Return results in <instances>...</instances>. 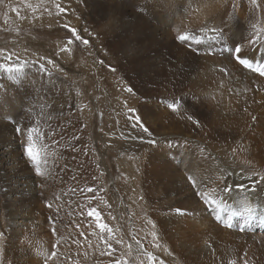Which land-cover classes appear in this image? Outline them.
Masks as SVG:
<instances>
[{
	"label": "rangeland",
	"instance_id": "374dc122",
	"mask_svg": "<svg viewBox=\"0 0 264 264\" xmlns=\"http://www.w3.org/2000/svg\"><path fill=\"white\" fill-rule=\"evenodd\" d=\"M94 1L100 4L102 3L104 7L109 8L111 5L115 4L114 2L117 3L118 0ZM142 1L138 0V2ZM80 2L81 0H0V69L6 75L5 80L12 84V87L2 86L4 93H0V114L1 117L3 116L5 122L10 123L14 127L13 132L16 136L11 147L9 145L8 150L6 149L8 145L3 148V151L7 152L3 153V156L4 159L7 158L6 161L12 162L14 171L17 170L23 174L24 177L22 176V179L30 182L27 183V185L30 187L32 186L31 188L33 191L37 190L36 193H38L39 196H41V192V194H45L43 193L44 190L47 192L44 195V201H42L41 204L39 203V206H42L44 210L49 209L54 213V216L47 217L48 226L42 223L43 229L38 230L35 235L32 233L26 244L30 245L27 247L28 250L30 249L29 252L33 253V255L30 253V257L31 259L34 258V261L32 260L31 263L27 262L31 261V259L27 260L23 257H17L18 260L24 262L21 264H38L35 261L38 257V260H40L39 263L48 264L53 258V251L49 253L51 248L55 249L57 245H59V247H66L68 244L70 248H76L75 250L78 254L74 256H77L79 261H83V259L85 261L87 257H90L94 264H96L95 258L98 255L99 262L106 261L105 264H117V261L126 262V264H134L130 254L133 255L137 251L138 253L145 252L140 244H138V246L135 244L139 240L136 238V232L134 233V231L140 230L143 227L142 225H146L147 223L152 224V217L146 218L142 210H139L141 215L137 217L132 209L129 208L130 206L126 200L125 192L123 191L125 188V179H130L127 178L129 171L135 175L139 174L141 176V170L145 172L147 167L150 169L152 168L150 176L147 179H165L162 176V169L163 165L168 164H166L165 157L160 154L157 156L155 155L157 150H152L149 155L147 154L143 158L141 157L143 149L139 152L133 149H126L125 152L121 151L118 156L112 153L111 149L124 145V138L122 137L125 135V125L130 117L129 109H134L135 111H133V113L138 112V103L129 102L128 97L124 94V90L128 91V89H131V92L128 91L130 95L138 96L137 99H140L141 102L144 101L143 103H147L148 101L151 104H156L159 106V110L164 106V109L167 108V110L171 111L167 105L170 103L176 104L178 110L177 112H173L175 116L182 110L181 107L184 98L187 99V102L198 101V95L195 94V89L191 91L192 93H185L183 91L185 89L182 87L184 81L182 75L170 73V70L167 68L147 75L142 65L145 64L143 57L139 58L137 61L140 67L137 66L138 68L135 67L136 69L128 70V73L127 69L129 68L126 64V58L128 52L131 50V43L129 42L130 39L127 38H131V36H134L138 32L131 35L128 33V36L130 35L129 37L122 36L121 38H117V36L113 38V41L105 37V42L102 40L101 44L97 40L98 36L94 33V18L87 17L86 19L84 11H82L83 18L79 15L81 9ZM128 2L129 0H121L122 4L127 5L129 13L139 11V5H128ZM132 9L134 10L132 11ZM186 11L189 10L185 9L182 13L183 21L185 22H182L181 31L179 32L178 28H176L175 31L177 30V37L180 35L188 36V42L182 43L177 38L176 39L180 44H186L188 50L192 51L194 54H198L205 49L207 50L204 53L209 55L213 54L209 46L205 45L204 40L206 39L203 37L209 31L206 32L205 25L194 28L189 24L193 16L190 18V16L184 15ZM240 21L241 25L238 31H236V36L241 39V42L247 45V40L254 37V41L245 51L252 54L253 48L255 47H258L259 50H264V44L261 41L257 42V30L255 29V31H253L244 20H241V18ZM145 24L143 25L148 28L146 30L147 32L150 27L147 25L148 22H145ZM73 29L75 30V34L72 31ZM77 36H79L80 39H76ZM84 40H87L88 43H83ZM218 40L221 47L230 46L225 35L219 37ZM142 41L145 42V44L147 43L145 39ZM197 41L200 42L197 43ZM153 44L156 45L153 46ZM221 47L218 48L220 52V55L217 56L218 58L222 57L221 53L229 54L232 51L228 53L223 49L220 51ZM168 51H170V48L168 46L164 47V44H160L159 42L149 45L147 43L146 45V52L149 55L164 53L163 58L166 56L168 59V55H165L168 54ZM233 55H235L234 52ZM236 55L241 57L240 59H244L242 54ZM231 58L238 65H241L239 60H237V56L233 57L231 55ZM245 59L252 61L253 68L256 67V65L254 66L255 61L259 60L261 62L260 59L255 58L246 57ZM49 61H51V63H49ZM241 67L245 68L243 65H241ZM8 68H12L13 71L9 72L7 70ZM256 75L264 78V76H260L258 73ZM132 78L136 80L132 83L133 85H131L130 81ZM25 87L34 90L35 93L32 94L34 96L31 97L28 92L27 97H19L18 92L14 91L15 89L20 91ZM144 92H146L145 94L147 97H144ZM141 94L142 97H140ZM61 95L63 99L65 98L71 101L69 107L65 109L59 106L63 100L60 98ZM204 96L205 93L203 94V97ZM209 100L212 101L208 96H205L204 99L202 98V110L208 109L206 102ZM20 101V112L18 114V119L15 120L16 117L13 116L15 112L12 110L11 106L9 107L8 105H15ZM196 104L198 105L199 102ZM244 108H241L242 112H244ZM211 112L214 111L211 109ZM183 113L185 117L192 116L193 119L188 121L195 129L203 122L197 112L188 110L183 111ZM251 124L254 125V122L252 121ZM33 127L39 128L40 132L43 134L42 143L44 145V150L42 152V157L45 163L41 164L42 172L49 174L48 177L54 180L53 184L55 183V186L56 182H60L61 179H71V184L75 185V190L83 192L80 196L82 201L75 196V193L63 195L61 199L59 198V202L61 200H63V202L59 204H57L56 201L47 199L48 193L50 195L57 194L58 190L56 191V189H58V187H54L55 189L52 191L48 189V185L45 187L43 179L45 180L47 176L42 178L43 175H37L34 166H32L31 162L27 160L24 154V147L28 143L27 131L29 128ZM18 128L22 131H17ZM241 129L236 130L238 134ZM242 133H245V131H242ZM248 143L247 140L243 143L247 151H249L248 148L250 145V143ZM243 144L240 146L244 147ZM20 156L22 160H20ZM139 160H141L140 163ZM51 163L61 164L62 172H56L51 169ZM144 163L147 164L145 165ZM168 168H170V166H168ZM169 172L174 171L171 169L168 173ZM25 174H29L30 177H25ZM182 174L185 179L189 176L200 179L194 174L192 169L189 170L186 175L183 170ZM75 179H77L76 182ZM187 181L195 192V195L197 192H200V190L198 191V182L197 186L193 188L191 182L188 179ZM217 184L206 191L211 192L215 189V193L213 194L219 198L220 188L223 187H219V183ZM87 188H93L95 191L88 193L85 191ZM26 192H28L26 196L24 193L22 194V199L27 201V199L30 200L31 193L29 191ZM4 194H6L5 184L0 180V198ZM85 194L87 195L85 196ZM157 194L154 190L149 192L151 197L148 196V198L143 200V202H146L145 208L146 206H151L152 208L155 206L154 203L159 200L160 195L159 193ZM155 196L158 198L155 200L156 202L154 201ZM225 196L227 197L225 198ZM225 196L224 200L226 199L233 204L244 203L246 209H251V211L256 213L255 210L258 208L259 204L246 203L248 200H246L245 194L239 195L233 192L231 195ZM196 197L201 203V207L205 208V212L207 211V213L210 214L209 216L212 217L211 222L213 219L219 227V231L213 233L211 238L206 237V239L202 240L203 242L201 241L202 243L205 242L208 252L210 253L207 255L210 259L216 260L214 261L216 264H264V237L251 238L244 236V234L252 232H245L244 234H242L243 232H239L243 237H227L226 235H230L231 232L237 231H232L231 228L234 227H225L221 221H217L213 218L211 207L206 206L198 195H196ZM70 198L77 199V205H73ZM18 202L19 201L16 200V210L17 208L20 209L21 206ZM78 203L84 205L82 212H80ZM23 207H25L24 204H22L21 208ZM92 208L100 213V222L107 224L111 229H113V227L120 230L122 229L121 232L123 237L127 238L125 240L126 246L120 249L121 253L118 251L119 247L117 249H104V246H109V241H116L112 234L111 237L93 235L95 233L94 228L98 226L94 217H89L87 215V212ZM179 209L182 210V208ZM27 210L31 212L30 206L29 209L28 207L26 208V212H28ZM36 211L34 212H39ZM182 211L189 217L185 209ZM44 213L45 212L41 211L38 214L45 217L46 214L44 215ZM185 214L183 216H186ZM193 214L194 213L190 214V216ZM192 218H194V221L196 220L195 222L199 221V219L203 221V218L199 217L197 213L194 214ZM28 220H26L27 223H29ZM239 221L240 220H238L237 223ZM16 225L17 223H9L7 227L9 230H16ZM124 227L126 231H124ZM73 229L78 231L77 236L73 234ZM85 229H88L89 232ZM129 230H131L132 233H129ZM8 231H6L5 236L1 237L3 241H5L6 238L12 240L13 235ZM103 232L106 231L103 230ZM44 233L49 234L50 240H52L51 244L48 242L49 239L47 241L44 237ZM81 233H83V235H81ZM18 234H20V231ZM71 235L75 238L77 237V239H83L82 241L84 244L90 247H88L89 250L86 245L81 246L79 242L73 244L70 240ZM240 239L241 241H239ZM34 240L38 246L33 244ZM105 241L108 242L105 243ZM42 243H46V248L43 247ZM89 243L92 245L95 243L97 245L92 246L91 244L89 245ZM24 244L25 242L23 241L22 246H24ZM15 245L16 244H13V246ZM81 247L82 249H80ZM137 247H139V250H137ZM96 248L99 250L94 251ZM79 251L82 253L80 254ZM61 252L62 254L64 253L63 250ZM93 255H95L94 259H92ZM58 256L61 258L60 254ZM83 256L87 257L84 258ZM56 261L57 264H59L60 261ZM68 264L71 263L68 262Z\"/></svg>",
	"mask_w": 264,
	"mask_h": 264
},
{
	"label": "bare ground",
	"instance_id": "6f19581e",
	"mask_svg": "<svg viewBox=\"0 0 264 264\" xmlns=\"http://www.w3.org/2000/svg\"><path fill=\"white\" fill-rule=\"evenodd\" d=\"M114 3L115 4L112 3L113 5L109 8H106L102 3L101 5L94 0H81L80 2L81 9L79 15L83 18L82 11H84L86 19L87 17H93L95 20L94 33L98 36L97 40L102 44V40L105 42V37L113 41V38L117 36V38H121L122 36L127 37L128 33L131 35L138 32L134 36H131V38H127L130 39L129 42L131 43V50L128 52L126 58V64L129 68L127 72L129 73L128 70L136 69L135 67L139 66L137 62L138 59L143 57L145 64L142 65L147 75L160 70L162 71L164 68L170 70V73L182 75L184 77L182 87L185 89L183 91L185 93H192L191 91L195 89V94L198 95L197 102H199L197 105V102L190 101V103L184 98L181 107L182 110L175 116L172 110H167V108L164 109V106L159 110V106L156 104H151L146 99L144 100H146L147 103H143L144 101L141 102L140 99H137L138 96L130 95L127 90H124V94L128 97L129 102L138 103V112L129 113V121L126 119L125 135L122 137L124 138V145L111 149L112 153L118 156L121 151L125 152L126 149H133L136 152L143 149L141 154L143 158L145 155H149L152 150H157L155 155L157 156L160 154L165 157L166 164H168L163 165L162 169V176L165 179H147L152 169L149 167L146 168L145 172L141 170V176L139 174L135 175L129 171L127 178L130 179H125L126 182L123 191L125 192L126 200L130 206L129 208L132 209L137 217L141 215L139 210L144 212L146 218L152 217V224L147 223L146 225H142L143 227L140 230L134 231V233L136 232L135 235L140 242L141 248L144 249L145 252L138 253L137 251L133 255L130 254V256H132L131 259L134 264H159L160 261H162L163 264H216L214 262L216 260L208 257L207 254L210 253L208 252L205 242L202 243V240L206 239V237L211 238L213 233L219 231V227L213 219L211 222L212 217L209 216L210 214H208L207 211L205 212V208L201 207V203L196 197L197 194L195 195V192L189 186L182 172L184 170V174L186 175L189 170L192 169L194 171V174L200 178L195 179L199 183L198 191L200 190V192L206 191L217 183H219V187H224L225 184L235 187L236 183H245L248 185L249 191L234 193L239 195L245 194L246 200H248L246 203H258L259 207L256 209V213H264V181L260 180V177H264V78L257 76V73H254V71L252 72L247 68L241 67V65H238L231 58V55L233 57L237 56L235 48L240 46L241 52L239 55L242 54L244 59L246 57L260 59L261 62L259 60L255 61L254 66L264 63V50H259L258 47H255L253 48L252 54L245 51L254 41V37L248 39L247 45H244L241 39L236 36V31H238L241 25V18V20H244L253 31H255V29L257 30V42L261 41L264 44V0H143L142 2H138V0H129V4L127 3L128 5L134 4L135 6H140L139 11H135V13H129L127 5L122 4L121 0ZM185 9L189 10L191 13L186 11L184 15L190 16V18L193 16L189 24L194 28L205 25L206 32L209 31L203 37L206 39L204 40L205 45L209 46L213 54L209 55L204 53L207 49L203 50V53L194 54L192 51L188 50L186 44L182 45L176 39L178 33L175 29L178 28V31H181L182 22H185L182 17V13ZM133 10L134 9H132V11ZM145 22H148L147 25L150 27L147 32L146 30L148 28L143 25ZM223 35L227 37V41L231 47L220 46L218 38ZM143 39H145V41L147 40L148 45L159 42L160 44H164V47L168 46L170 51L167 52L168 54H165L168 55V59L166 56L163 58L164 53L149 55L146 52L147 43L145 44V42L142 41ZM155 45L153 44V46ZM220 47V51L222 49L227 53L232 51L229 54L221 53L222 57L218 58L217 56L220 55L218 48ZM233 52L235 55H233ZM151 53L153 54L152 51ZM5 76L6 75L0 69V93H4L2 86L12 87V84L5 80ZM130 81L131 85H133L132 83L136 80L132 78ZM14 91L18 92L19 97H27L28 92L32 97L34 96L32 94L35 93L34 90L27 87L20 91L16 89ZM145 93L146 92H144V97H147ZM204 93L205 96L212 99V101L209 100L206 102V106L208 107V109L205 108L206 110H202V98L204 99L205 97H203ZM140 97H142V94ZM60 98L63 99V96L61 95ZM20 104L21 101L15 105H8L9 107L11 106L12 110L15 112V115H13L16 117L15 120L18 119ZM70 104L71 101L64 98L59 106L65 109L69 107ZM241 108H244V112H242ZM211 109L214 112H211ZM188 110L197 112L203 120L201 125L196 129L189 124L187 117L183 115V111ZM137 116L140 117V121L152 132L151 137L132 127V123ZM252 121L254 125L251 124ZM237 129H241L239 130V134L236 131ZM13 130L14 127L10 123L5 122L3 116L1 117L0 114V180L5 184L6 190V194L0 198V264H21L23 261L18 260L17 257H23L27 260L31 259L30 256L31 254L33 255V253L29 252L30 249L28 250L27 246L29 244L26 245L31 234L33 233L35 235L38 230L43 229L42 223L43 225L48 224V216H54L51 210H44L42 206H39V203L41 204L42 201H44V195L47 192L44 190L43 193L45 194H41V192V196H39V194L36 193L37 190L33 191L31 188L32 186L30 187L27 185V183L30 182L22 179L23 174L20 173V171L16 170V172L13 170L14 165H12V162L6 161L7 158L4 159L3 153L7 152L3 151V148L8 145L6 146L8 150L9 145L11 147L12 142L16 138ZM242 131H245V133H242ZM148 139H155L157 144L150 145L146 143L145 141ZM246 140L250 143L248 148L249 151H247V148L243 144ZM169 144L178 145V147L169 148ZM241 144H243L244 147H241ZM19 158L22 160L21 156ZM20 160L18 161L21 162ZM140 161L141 160H139V163ZM168 166H170V168H168ZM51 169L56 172H62V167L59 163H51ZM171 169L176 172L168 173ZM179 171L182 172L180 173ZM28 176L29 174H25V177ZM46 176L48 179H43L45 187L48 185V189L51 191L55 189L54 187H58V189H56V191L58 190L57 194L50 195L48 193L47 199L56 201V203L59 204L63 202V200L59 202V198L61 199L63 195L75 193V196L82 201L80 196L83 192L75 190V185L71 184V179H61L60 182H56L55 186V183L53 184L54 180L48 177L49 174L43 172L42 178ZM217 177H221V179L217 180ZM248 177H253V179H248ZM76 180L77 179H75V182ZM254 182L255 191H251ZM221 189L222 188H220V190ZM151 190H154L156 194H160L159 200L156 202L155 200L158 198L155 196V206L153 208L151 206H146L145 208L146 202H143V200L150 196L149 192ZM26 191L31 193L30 200L27 199V201L22 199V194L24 193L26 196V193H28ZM86 195L87 194H85V196ZM226 197L227 196H225V198ZM16 200H18V204L21 205L20 209L17 208V210L15 208ZM71 201L73 205H77V199L73 198ZM22 204H24L25 207L21 208ZM239 204L242 205L244 203ZM29 206L31 212L29 210L26 212V208L28 207L29 209ZM244 206L245 205L239 206L232 204L225 199L223 201L225 210L220 213L222 217L220 221L225 225L224 222L227 221V217L231 212H249ZM78 207L80 208V212H82L84 205L78 203ZM177 208H182V210L185 209L189 217L186 214V216L177 215L175 212ZM36 210L45 212L44 215L46 214V216H40L38 214L39 212H34ZM192 213H197L199 217L203 218V221L199 219V221L195 222L196 220L194 221V218H192L194 214L190 216ZM251 213H253V211H251ZM216 215V212H212L213 218H215ZM243 219L244 218L238 223L237 221L232 223V227L236 228H231L232 231L234 230L237 232H231L230 235H226L227 237L237 238L241 236L239 232H243L242 234L245 232H252L244 234V236L251 238L264 237V231H258L254 224L251 227L245 226V224H243ZM26 220H28L29 223H27ZM9 223H17V229L9 230L7 227ZM242 226L244 228L240 231V227ZM88 229L85 230L89 232ZM121 230L113 227L112 235L113 238L116 239V243L107 241L110 247L104 246V249H117L119 247L118 251H120L123 246H126L125 240L127 237H123ZM6 231L13 235L12 240L6 238L5 241H3L1 239V237L5 236ZM19 231L20 234H18ZM124 231H126L125 227ZM129 231V233H132L131 230ZM94 232L93 235L95 236H109L107 231L103 232L99 227L94 228ZM153 233L155 234V239L153 238ZM73 234L77 236L78 231L74 230ZM44 237L47 241L49 239L48 242L50 244L52 243L49 234L44 233ZM70 240L73 244L79 242L81 246L86 245L87 249L89 247L87 244H84L82 241L83 239H77V237L75 238L71 235ZM118 240L121 241V243H117ZM23 241L25 242L24 246H22ZM239 241H241V239ZM13 244L16 245L13 246ZM33 244L38 246L35 240ZM42 244L43 247L46 248V243ZM90 244L91 243H89V245ZM135 244L138 246L137 243ZM95 245L97 244L94 243L92 246ZM155 245H159V247ZM138 248L139 247H137V250H139ZM75 249L70 248L69 244L66 247H59V245H57V248H51L49 253L53 251L55 258H52L48 264H57L56 260L60 261L59 264H68V262L71 264H94L93 260L87 256H85L87 257L85 261L84 259L83 261H79L78 257L74 256L78 254ZM80 249H82V247ZM62 250L64 251L63 254L61 252ZM98 250L97 248L94 249V251ZM79 252L80 254L82 253L81 251ZM148 252H151L152 255L156 257V261H148L146 255ZM58 253L61 258H59ZM94 256L95 255L92 256V259H94ZM38 258L35 261L41 264ZM32 260L34 261V258L27 262L32 263ZM95 262L96 264H105L106 261L99 262L97 255Z\"/></svg>",
	"mask_w": 264,
	"mask_h": 264
},
{
	"label": "snow or ice",
	"instance_id": "6c2138e0",
	"mask_svg": "<svg viewBox=\"0 0 264 264\" xmlns=\"http://www.w3.org/2000/svg\"><path fill=\"white\" fill-rule=\"evenodd\" d=\"M73 33L75 34V30H72ZM76 39H80L79 36L76 37ZM177 39L180 42H186L189 37L186 35H180L177 37ZM200 41H197V43H199ZM83 43L87 44L88 41L84 40ZM241 52V48L240 47H236L235 48V53L239 54ZM237 59L239 60V63L241 65H243L245 68L254 71L256 73H258L260 76H264V63H260L258 64L255 68H253V64L252 61L249 59H240L239 56L237 55ZM49 63H51V61H49ZM9 72L13 71L12 68H8L7 69ZM129 92H131V89H128ZM168 108H170L172 110V112H177L178 110V106L174 103H170L167 105ZM130 112L135 111L134 109H129ZM188 120H192V116H188L187 117ZM198 123V122H197ZM132 127L134 129H137L139 132L141 133H146L149 137L152 136V132L149 131L148 127H146L144 125V123H142L140 121V117L137 116L135 117V120L132 123ZM17 131H22L21 129H17ZM43 140V134L40 132L39 128L37 127H33V128H29L27 131V145L24 147V154L27 157V160L31 162L32 166H34L35 168V173L37 175H43V172L41 170V164L45 163L43 157H42V152L44 150V145L42 143ZM146 143L150 144V145H155L157 144V141L155 139H148L147 141H145ZM169 148L172 147H178V145H172L169 144L168 145ZM187 179L191 182L192 187L195 188L197 186V181L195 180V178L193 176H189L187 177ZM217 180H220L221 177H217ZM248 179H253V177H248ZM261 181H264V177H260ZM88 193H92L95 190L93 188H87L85 190ZM249 191V187L248 185H246L245 183H236L235 187L231 186V185H227L225 184V186L220 190V195L219 198H217L213 193H215V189H213L211 192H197L196 194L200 197V199L203 201V203L206 206H210L211 210L213 212H216L217 215L215 216V219L217 221H220L222 219L220 213L223 212L225 209L223 207V201H224V196L225 195H231L233 192H247ZM251 191H255V182L253 183L252 187H251ZM249 212L251 211V209H247ZM177 215H184L185 213L177 208L175 210ZM239 213L237 212H231L228 215L227 221H225V227H232L231 221H232V217L238 215ZM87 215L89 217H94L95 221L97 222V226L101 229V230H105L108 232L109 237H111L112 234V229L108 227L107 224L100 222L101 221V215L100 213L92 208L87 212ZM81 235H83V233H81ZM153 238L155 239V234L153 233ZM105 243H107V241H105ZM117 243H121V241H117ZM140 242L137 241V244H139ZM156 247H159V245H155ZM110 247V245H109ZM148 261L149 262H153L156 261V257H154L152 255L151 252L146 253ZM53 258H55V254L53 253ZM117 264H126V262H121V261H117ZM159 264H163L162 261L159 262Z\"/></svg>",
	"mask_w": 264,
	"mask_h": 264
}]
</instances>
